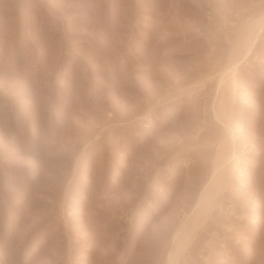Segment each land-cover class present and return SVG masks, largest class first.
I'll return each instance as SVG.
<instances>
[{"label": "rangeland", "instance_id": "rangeland-1", "mask_svg": "<svg viewBox=\"0 0 264 264\" xmlns=\"http://www.w3.org/2000/svg\"><path fill=\"white\" fill-rule=\"evenodd\" d=\"M260 21L264 0H0V264H264V27L224 72Z\"/></svg>", "mask_w": 264, "mask_h": 264}, {"label": "bare ground", "instance_id": "bare-ground-1", "mask_svg": "<svg viewBox=\"0 0 264 264\" xmlns=\"http://www.w3.org/2000/svg\"><path fill=\"white\" fill-rule=\"evenodd\" d=\"M255 24V23H254ZM263 27H264V21H260V22H258L257 24H255L254 26H252V27H250V29L248 30V32H247V34H246V37H245V39H244V43H242V47H240L239 49H241V50H237V53H235V54H237L233 59H231L232 60V62H231V65H230V61H229V67H228V65H227V68H225L224 70V72H227L228 71V74L229 75H233L234 74V71H235V69H236V64H237V62H239L240 60L239 59H242V57L243 56H245V55H247L249 52H250V50H251V48H252V46L254 45V42H255V39L257 38V36H258V34H259V32L263 29ZM233 66V67H232ZM231 68V69H230ZM222 74H225V73H222ZM225 76V75H224ZM228 76V75H227ZM226 77V76H225ZM221 80H223V78H221ZM220 81V80H219ZM222 82V81H221ZM226 82V81H225ZM224 82V83H225ZM223 84V83H222ZM218 85H219V82H218ZM219 87V86H218ZM220 100H222V99H220ZM223 103V102H222ZM225 105L224 104H221V110H223V114H224V119H225V121H223V122H225V124L228 122V123H230V121H229V117H228V115H227V111H226V108L224 107ZM219 108V109H220ZM217 117V116H216ZM223 117V116H222ZM219 118V117H218ZM221 119V118H220ZM224 124V123H223ZM229 126V125H228ZM230 127V126H229ZM230 140V137H229V133H228V131H227V133L225 134V135H223V137H222V139H221V141H222V143L220 144V148H221V151L224 153L225 151H228V149H226L227 147H224L223 145L225 144V145H227L226 143H228V141ZM231 151V150H230ZM233 152V151H232ZM231 152V153H232ZM222 153V155H224ZM227 153V152H226ZM230 153V154H231ZM230 154H229V157H230ZM234 154V153H233ZM228 155H226V156H224V158L222 157V159H225L226 157H227ZM227 158V159H225V161L226 160H229L230 158ZM232 160V159H231ZM232 162V161H231ZM235 162H236V160H234L233 161V163L235 164ZM224 163V160H222V161H218L217 163H216V167H214V168H219V167H221V165ZM229 166H232V164L230 165V163H229V165H228V168L226 167L224 170H221V171H219V172H216L215 171V175H214V177H213V179H211L212 181V184L215 182L216 183V186L214 187V189L216 188V190L218 191V190H220V188L223 186V184H224V182H226V180H227V178H228V176H229V173L231 172V168L233 167H229ZM222 167H223V165H222ZM214 186V185H213ZM212 186V187H213ZM206 188V187H205ZM215 190V191H216ZM211 189H209V187L208 188H206L205 189V191L204 192H202V196H201V201H202V197L205 199L207 196H209L210 194H211ZM221 191V190H220ZM200 193V192H199ZM199 196V195H198ZM206 196V197H205ZM210 197H211V195H210ZM212 197H213V195H212ZM212 200V199H211ZM198 201V200H197ZM199 202V201H198ZM199 205H200V203H199ZM198 205V206H199ZM211 205V204H210ZM209 206V205H208ZM195 212V211H194ZM198 217V216H197ZM193 221H196V220H193ZM193 223V222H192ZM184 224V223H183ZM182 226V225H181ZM181 230V229H180ZM180 230H178V231H176V233L174 234V238L173 239H175V241L177 240L178 242L180 241V240H182V239H179L178 240V238H180V236L181 237H183L182 235H180L179 234V232H180ZM181 233V232H180ZM180 236H179V235ZM185 234V233H184ZM186 236H187V233H186ZM185 236V237H186ZM188 236H189V234H188ZM184 240V239H183ZM183 240H182V242H183ZM186 240V239H185ZM174 241V242H175ZM175 244H177V242L175 243ZM181 245V243L179 244H177L176 245V250L174 251H171V253H170V255H169V259H168V264H174L175 263V260H176V256H177V254H178V248H179V246Z\"/></svg>", "mask_w": 264, "mask_h": 264}]
</instances>
